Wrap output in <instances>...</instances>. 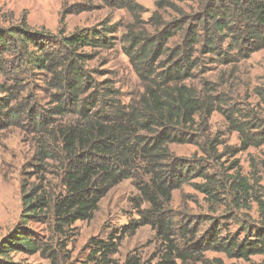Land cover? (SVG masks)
<instances>
[{
  "label": "trees",
  "instance_id": "16d2710c",
  "mask_svg": "<svg viewBox=\"0 0 264 264\" xmlns=\"http://www.w3.org/2000/svg\"><path fill=\"white\" fill-rule=\"evenodd\" d=\"M101 1L131 13L141 8L139 0ZM175 2L177 22L158 20L155 34L131 30L123 39L126 56L144 90L130 104L122 102L113 84L98 82L85 67L94 56L83 50L110 48L108 35L116 29H83L67 37L59 29L62 39L58 40L44 28L31 32L25 18L18 26L0 27V76L11 77L8 90L0 85L4 95L0 97V121L20 117V103L28 102L23 95L27 90L24 81L33 71L50 75V104L54 105L48 111L37 110L35 96L27 112L34 135V171L29 179H21L22 213L14 230L0 241V264H14L12 256L20 254H40L50 264H187L192 258L195 252L176 243L170 211L173 193L187 183L184 175L190 168L170 145H197V135L209 133L210 120L217 112L225 118L228 130L238 135L239 146L208 137L202 147L207 156L219 162L226 155L236 157L264 147V77L251 91L250 84L247 86L244 102L239 93L240 65L264 50V0ZM189 2L198 4L196 11L188 13L179 5ZM156 4L160 9L175 6L166 0ZM79 10L84 9L69 13ZM65 17L63 14L60 24ZM176 37L177 44L170 47ZM7 53L12 55H4ZM206 61L225 68L217 81L205 78L211 71ZM199 77L198 85L189 84ZM251 96L258 102L252 103ZM228 170L233 174L224 178L199 175L205 181L195 184V189L218 208L224 205L237 213L251 210L255 203L258 221L251 223V216L244 215V225L240 219L243 238L222 236L223 225L214 221L199 241L203 248L197 262L225 264L222 259L202 255L212 251L228 259L264 264V194L253 185L264 179V156L251 159L253 182L235 161ZM130 179L140 192L137 210L141 221L107 239L91 238L89 255L75 262L69 250L77 236L75 224L93 220L109 192ZM143 204L147 209H141ZM33 224L46 227L47 239L31 228ZM145 225L157 230L163 251L149 260L136 253L123 262L115 259L122 239ZM256 256L263 259L254 262Z\"/></svg>",
  "mask_w": 264,
  "mask_h": 264
},
{
  "label": "rangeland",
  "instance_id": "374dc122",
  "mask_svg": "<svg viewBox=\"0 0 264 264\" xmlns=\"http://www.w3.org/2000/svg\"><path fill=\"white\" fill-rule=\"evenodd\" d=\"M159 0H139L141 6L135 13L126 9H118L104 4L101 0H0V27L10 28L18 26L22 19H26L31 32L41 31L43 28L62 39L59 29H64L66 36L83 29H116V32L108 35L111 39L110 48L85 49L84 53L94 56V60L88 62L85 67L91 71V76L98 82L107 80L120 92V98L124 104L130 102L143 93V85L136 75L125 52L124 37L132 31L139 33L146 31L147 34H155V26L158 20L163 23L177 22V2L176 0H166L175 3L171 8L160 9L157 7ZM180 7L190 13L196 11L198 4L189 2L179 4ZM79 10L73 14L70 11ZM65 14V20L60 24ZM175 42V43H174ZM177 44V37L173 39L169 46ZM12 55V54H4ZM15 55V54H14ZM211 71L205 78L217 81L221 71L225 68L216 64L209 65ZM241 86L239 87L240 97L243 102L246 98L247 86L251 88L259 85L264 77V50L255 53L250 60L240 65ZM11 78V77H10ZM10 78L0 76V85L11 86ZM50 75L46 72L33 71L31 77L24 81L27 90L23 92L28 102L20 103L19 115L15 121H0V241L12 232L18 223L22 213V194L20 191L21 179H29L33 174L32 165L34 156V144L32 134V120L27 117V112L33 105L32 98L37 96L39 107L37 110H51L54 105L50 101V87L48 85ZM202 77L193 79L189 84L198 85ZM0 94V97H3ZM252 103H257L258 98L251 96ZM29 103V105H28ZM14 106V105H13ZM30 112V111H29ZM75 116H73L74 118ZM55 119H61L56 117ZM69 121L67 119L64 120ZM209 133L205 136H198L195 144H171L170 149L176 157L183 159L189 165L190 173H186L187 183L182 189L173 193L171 203V214L174 219V233L176 243L181 245L185 251L195 252L187 264H201L197 262L200 251L203 247L199 241L208 233L214 221L223 225L222 236H235L242 233V223L245 221L244 215H250L252 220L258 221L257 206L251 203V210L237 213L230 208L217 207L209 202L203 194L195 189V184L204 183L205 180L199 177L201 174L215 175L224 178L226 175L233 174L228 172L231 164L235 161L239 165L242 174L251 178V159H260L264 156V147L261 149L251 148L246 152L238 154L236 157L224 156L219 162L207 156L202 147L208 137H219L226 145L231 147L239 146L238 135L228 130L225 118L214 113L210 120ZM219 152L224 151L223 146L218 148ZM229 173V174H228ZM49 179H56L49 177ZM253 182V177L251 178ZM35 178L32 179L34 181ZM258 192L264 194V179L258 183H253ZM140 192L136 187L135 181L125 180L101 201L99 210L90 222L79 221L75 224L77 236L73 244L69 246L70 254L75 262L83 261L89 255L87 243L93 237L107 239L117 232H124L125 227L141 221L137 206L140 202ZM148 205L143 204L142 210L147 209ZM246 225V222H244ZM250 225V223H247ZM31 228L41 237L47 239L48 232L43 225L33 224ZM191 232V235L185 234ZM195 235V239H192ZM163 239L158 235L157 230L152 226L145 225L140 227L133 235H127L122 239L119 253L115 259L123 262L132 253L138 254L143 260H149L163 251ZM207 259H222L225 264H251L243 260L228 259L222 253L212 251L202 252ZM262 256L253 257L254 262H260ZM11 263L14 264H50L47 259L40 254L28 256L24 254L12 256ZM180 264V262H179Z\"/></svg>",
  "mask_w": 264,
  "mask_h": 264
}]
</instances>
